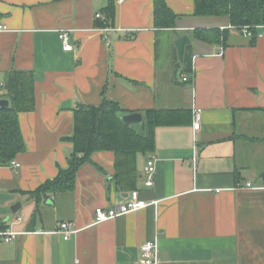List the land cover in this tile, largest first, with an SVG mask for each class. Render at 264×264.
Segmentation results:
<instances>
[{"label":"crops","instance_id":"0c3cea01","mask_svg":"<svg viewBox=\"0 0 264 264\" xmlns=\"http://www.w3.org/2000/svg\"><path fill=\"white\" fill-rule=\"evenodd\" d=\"M165 1L183 16L175 29L154 25L153 0H0V81L13 71L35 75V107L19 114L20 167L0 165V232L19 233L0 237V264H140L141 246L156 236L159 264H264V35L251 39L226 18L193 16L195 0ZM111 3L113 25L103 26L96 14ZM198 28H219L220 42L197 39ZM182 36L191 43L181 60ZM104 97L123 116L142 114L144 123L132 125L142 136L145 111L185 113L181 124L156 127L154 150L138 155L135 190L112 180L113 152H96L98 167L84 165L74 191L37 203L29 193L68 166L73 108ZM150 157L156 176L147 187ZM133 192L149 205L95 223L96 208L125 204ZM64 222L76 231L68 238L58 232Z\"/></svg>","mask_w":264,"mask_h":264},{"label":"trees","instance_id":"16d2710c","mask_svg":"<svg viewBox=\"0 0 264 264\" xmlns=\"http://www.w3.org/2000/svg\"><path fill=\"white\" fill-rule=\"evenodd\" d=\"M154 25L161 29H175L183 18L175 14L165 0H153ZM106 22L112 26L115 19V3L105 10ZM195 17L226 18L235 28L264 26V0H195ZM195 37L204 42H220L219 28H198ZM35 75L32 71H13L4 81L5 95L10 105L0 109V165H7L26 149L21 133L19 114L30 112L35 107ZM2 92V93H3ZM2 98V97H1ZM124 111L117 102L103 98L100 105L77 104L73 108L74 128L68 140L73 152L68 166L60 168L56 178L47 180L29 193L37 203L57 193L71 192L76 188L78 171L86 164L98 167L92 159L96 152L115 154V172L112 180L118 188L132 191L137 188L139 172L137 158L154 150V131L158 126H173L182 123V110H147L148 134L140 135L122 118Z\"/></svg>","mask_w":264,"mask_h":264},{"label":"built area","instance_id":"2783aa9c","mask_svg":"<svg viewBox=\"0 0 264 264\" xmlns=\"http://www.w3.org/2000/svg\"><path fill=\"white\" fill-rule=\"evenodd\" d=\"M123 1L125 0H118L117 3H121ZM96 19L106 21V16L98 13L96 14ZM229 29L238 30L244 36L251 38V39L264 35V26H258V25L257 26H242L237 29L230 25ZM4 31H7V27L0 24V32H4ZM101 31L108 32V31H111V29L106 27V28H102ZM60 39L62 40L65 51L73 50V46L71 45L69 41L68 31H61ZM106 41L110 45V40L108 37L106 38ZM2 63H3V59L0 56V68L2 66ZM183 81L187 82L189 81V78L184 77ZM3 90H4V82L0 81V96ZM0 101H1V98H0ZM201 123H202V111L201 109L194 108L193 127L195 131L200 130ZM10 164H11V167L13 168L20 167V163H18L15 160H12ZM155 176H156V159L154 157H150L146 162L144 172H143V179L147 187H152L154 185ZM248 187H251V184H248ZM148 205L149 204H147L145 201H142L138 198L137 192H133L131 194V199L128 200L125 204H121L119 206H116L110 209L96 208L95 223L99 224V223L107 222L109 220L115 219L122 215L143 209L147 207ZM58 232L61 235H63L65 238H68L70 237V235H72L76 231L73 229L71 223L64 222L59 225ZM18 235L19 233H16V232H0V237L3 238L5 242L12 241ZM140 264H159V236H156L154 240L145 242L141 246Z\"/></svg>","mask_w":264,"mask_h":264},{"label":"water","instance_id":"95a60500","mask_svg":"<svg viewBox=\"0 0 264 264\" xmlns=\"http://www.w3.org/2000/svg\"><path fill=\"white\" fill-rule=\"evenodd\" d=\"M191 43V40L188 36H182L179 39L176 40V48L178 50V54L180 56V59L182 60L185 54L186 46ZM71 103L68 101L64 103L63 107H69ZM9 106L8 100H1L0 101V109H5ZM122 120L128 124V125H142L144 123V119L142 114L140 113H133L123 116ZM20 204L15 205L12 208V211L15 213L20 208Z\"/></svg>","mask_w":264,"mask_h":264}]
</instances>
